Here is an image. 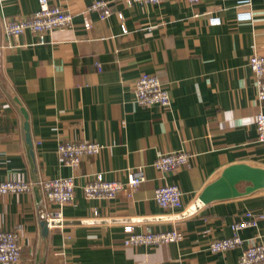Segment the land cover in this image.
Listing matches in <instances>:
<instances>
[{
	"label": "crops",
	"instance_id": "1",
	"mask_svg": "<svg viewBox=\"0 0 264 264\" xmlns=\"http://www.w3.org/2000/svg\"><path fill=\"white\" fill-rule=\"evenodd\" d=\"M95 1L49 0L72 15V25L46 34L42 43L31 31L19 37L4 31L6 20L38 11L39 0H0V182L76 183L74 204L46 207L62 211L64 228H50L39 217L45 203L35 188L0 196V232H19L20 264H239L243 248L214 253L209 246L232 237V226L247 213L260 220L241 238L264 242V189L207 205L199 196L230 166L264 169L256 124L264 101L249 66L251 56L264 55V0L132 6L106 0L107 19L90 10ZM145 74L169 92V108L137 102L135 83ZM61 141L94 142L103 150L73 168L58 153ZM170 152L191 158L163 174L154 164ZM139 170L145 181L113 200L84 195L97 175L127 182ZM166 184L180 187L183 209L159 207L155 192ZM128 223L137 232L176 229L184 239L128 247Z\"/></svg>",
	"mask_w": 264,
	"mask_h": 264
},
{
	"label": "built area",
	"instance_id": "2",
	"mask_svg": "<svg viewBox=\"0 0 264 264\" xmlns=\"http://www.w3.org/2000/svg\"><path fill=\"white\" fill-rule=\"evenodd\" d=\"M182 0H123L132 6L140 5H160L166 2ZM194 5L201 0H184ZM39 10L31 17L23 20H6L4 31L8 36L19 37L26 31H31L40 37L43 43L45 35L57 29L70 27L72 25V15L58 6H52L49 0H39ZM249 4V3H248ZM90 10L97 11L101 19H107L111 14L110 3L106 0L93 2ZM248 19L252 14L245 13ZM122 18V15H120ZM243 16V14H242ZM89 28L90 24L87 23ZM126 31V30H125ZM249 66L256 77V87L258 97L264 101V55L254 54L249 60ZM134 94L137 102L142 106L159 105L165 108L171 106L172 100L169 92L161 81L154 75L145 74L135 83ZM259 141L264 146V113L258 114L256 118ZM58 153L62 157L65 165L76 168L79 166L84 156L97 155L103 150V146L87 141H61L58 144ZM191 156L186 152H170L161 154L155 161V168L163 174L176 171L188 164ZM145 181V176L141 170L131 172L127 182L108 181L102 175H97L84 187V195L88 199L113 200L119 194L139 187ZM35 188L41 191L44 199V207L40 208L38 214L45 220L50 228H64L67 221L62 215V211L50 213L47 204H55L60 208L75 203L76 183L74 178L43 179L38 178L31 181H2L0 182V196L28 194ZM155 200L160 208L165 211H175L183 209V192L179 186L164 185L157 188ZM260 217L253 213H247L246 218L236 222L232 226L233 236L226 239L214 240L210 243V250L214 253H222L237 248H243L239 264H264V242L255 240H244L240 232L251 227H256ZM126 238L124 245L128 247L145 246L148 248L158 247L164 244L178 243L184 239V233L179 230L168 232H137L133 223L124 226ZM22 262V246L20 235L17 230L0 232V264H20Z\"/></svg>",
	"mask_w": 264,
	"mask_h": 264
},
{
	"label": "water",
	"instance_id": "3",
	"mask_svg": "<svg viewBox=\"0 0 264 264\" xmlns=\"http://www.w3.org/2000/svg\"><path fill=\"white\" fill-rule=\"evenodd\" d=\"M242 183L248 184L244 192L239 190ZM264 189V169L247 164H237L224 170L222 176L208 185L199 202L207 205L217 201H225L250 195Z\"/></svg>",
	"mask_w": 264,
	"mask_h": 264
}]
</instances>
